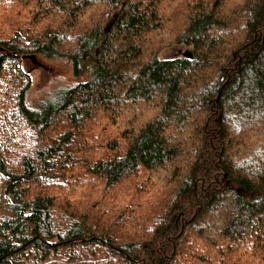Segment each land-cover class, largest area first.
I'll use <instances>...</instances> for the list:
<instances>
[{"label":"trees","instance_id":"1","mask_svg":"<svg viewBox=\"0 0 264 264\" xmlns=\"http://www.w3.org/2000/svg\"><path fill=\"white\" fill-rule=\"evenodd\" d=\"M0 264H264V0H0Z\"/></svg>","mask_w":264,"mask_h":264},{"label":"rangeland","instance_id":"2","mask_svg":"<svg viewBox=\"0 0 264 264\" xmlns=\"http://www.w3.org/2000/svg\"><path fill=\"white\" fill-rule=\"evenodd\" d=\"M110 28V27H108ZM192 49L187 46L174 45L171 48L165 49L160 53L161 59H172L174 57H183L191 54ZM87 58V55L85 56ZM38 67L42 66L40 70L33 74L34 87L30 95V101L33 104H38L47 95V88L53 81L58 80L63 85H70L75 80L72 77L70 69L63 63H43L40 60L34 62ZM43 70H47L44 71ZM151 194H153L151 192ZM155 195V194H153ZM147 205V201H146Z\"/></svg>","mask_w":264,"mask_h":264},{"label":"water","instance_id":"3","mask_svg":"<svg viewBox=\"0 0 264 264\" xmlns=\"http://www.w3.org/2000/svg\"><path fill=\"white\" fill-rule=\"evenodd\" d=\"M187 57H190V58H191V57H192V55H191V54H190V55H187Z\"/></svg>","mask_w":264,"mask_h":264}]
</instances>
